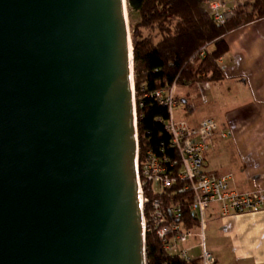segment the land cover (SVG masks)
<instances>
[{
  "label": "water",
  "instance_id": "95a60500",
  "mask_svg": "<svg viewBox=\"0 0 264 264\" xmlns=\"http://www.w3.org/2000/svg\"><path fill=\"white\" fill-rule=\"evenodd\" d=\"M127 0H0V264H148Z\"/></svg>",
  "mask_w": 264,
  "mask_h": 264
},
{
  "label": "trees",
  "instance_id": "16d2710c",
  "mask_svg": "<svg viewBox=\"0 0 264 264\" xmlns=\"http://www.w3.org/2000/svg\"><path fill=\"white\" fill-rule=\"evenodd\" d=\"M212 0H127L131 39L134 49V77L138 118L140 164L148 152L179 162L171 147V136L165 130L169 119L167 108L151 97L158 90L177 85L193 87L224 79L219 61L229 53L225 37L247 25L264 19V0H254L236 8L235 16L225 25L214 22L208 10ZM206 47V55H197ZM195 59L194 63L191 62ZM165 150V154L161 150ZM168 166V165H167ZM179 187H181L179 185ZM144 196L153 202L159 196L152 193L151 184L143 187ZM166 192L162 199L168 218L180 210L184 229L194 230L197 223L189 210L191 192L174 195ZM150 205L145 206L148 218ZM148 264H201L199 258L186 261L165 250L155 233H147Z\"/></svg>",
  "mask_w": 264,
  "mask_h": 264
},
{
  "label": "crops",
  "instance_id": "0c3cea01",
  "mask_svg": "<svg viewBox=\"0 0 264 264\" xmlns=\"http://www.w3.org/2000/svg\"><path fill=\"white\" fill-rule=\"evenodd\" d=\"M225 41L229 53L218 62L224 79L210 83L209 90L201 84L185 87L182 103L194 108L188 121L192 127L205 119L218 125V148L205 155L204 171L231 175L240 193L264 191V19L228 34ZM213 223L220 235V244L210 250L216 264H264V211L223 216L213 205L207 233Z\"/></svg>",
  "mask_w": 264,
  "mask_h": 264
},
{
  "label": "built area",
  "instance_id": "2783aa9c",
  "mask_svg": "<svg viewBox=\"0 0 264 264\" xmlns=\"http://www.w3.org/2000/svg\"><path fill=\"white\" fill-rule=\"evenodd\" d=\"M208 10L215 23L225 25L235 16L234 9H229L222 0H212L208 3ZM206 47L197 55L204 58ZM195 59L191 62L194 63ZM204 90L210 89V83H201ZM177 85L161 89L151 95L158 103L167 108L169 119L165 123V130L171 136V147L179 155V162L171 161L167 157L161 158L150 151L140 164L138 158V175L142 190L144 208L145 232L155 233L161 240L165 250L173 256L186 261L199 258L201 264H216L214 255L207 249L208 212L211 206L219 205L223 216L230 214H258L264 211V191L254 193H240L234 188L231 175L216 176L204 171L205 155L218 148L215 141L218 125L212 119L203 120L197 127L189 123H176L174 114L179 106L176 97ZM225 136V135H223ZM161 153L164 155L165 150ZM168 165V166H167ZM151 184L152 193L162 196L174 190V195L191 192L193 202L189 210L197 226L194 230H186L180 223L182 214L174 210L168 218L164 202L159 197L149 202L144 196L143 187ZM179 185L181 187H179ZM150 205L148 218L145 216V206ZM190 240L197 245L188 247ZM194 249H198L197 256H192Z\"/></svg>",
  "mask_w": 264,
  "mask_h": 264
},
{
  "label": "rangeland",
  "instance_id": "374dc122",
  "mask_svg": "<svg viewBox=\"0 0 264 264\" xmlns=\"http://www.w3.org/2000/svg\"><path fill=\"white\" fill-rule=\"evenodd\" d=\"M227 4V7L229 9H234V11H236V8L239 5H244L246 3L252 2L254 0H222ZM138 22V18L137 16L134 17L133 22L130 23L129 20V27H130V33H131V24H136ZM185 87H177L176 89V97L179 98V100L181 102H179V106L178 108L175 110V120L176 123H181V122H186L189 123L188 121H190V117L194 111V108H189L187 109L186 107H184V104L182 103V95L185 92L186 89H184ZM190 124V123H189ZM216 223H213V227L212 229L207 233V249L210 251L211 248L214 247V245L216 243L220 244V235L217 234L216 231ZM197 243L194 240H190L189 243L187 244L188 247H193L196 246ZM211 252V251H210ZM199 250L198 249H194L191 253L192 256L198 255Z\"/></svg>",
  "mask_w": 264,
  "mask_h": 264
}]
</instances>
